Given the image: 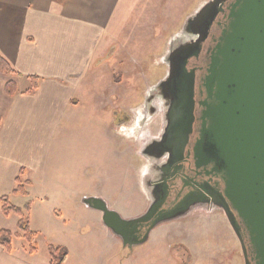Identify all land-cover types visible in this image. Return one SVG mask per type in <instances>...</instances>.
I'll list each match as a JSON object with an SVG mask.
<instances>
[{"label": "rangeland", "instance_id": "1", "mask_svg": "<svg viewBox=\"0 0 264 264\" xmlns=\"http://www.w3.org/2000/svg\"><path fill=\"white\" fill-rule=\"evenodd\" d=\"M208 1L122 0L105 35V43L98 50V60L84 76L74 99L80 107L78 118L71 124L66 123L57 136L60 154L54 169L59 175L57 180L65 181L64 174L72 166L81 175L84 172L88 174L86 167L91 164L96 166L91 183L95 194L99 195L107 189L110 191L119 182L117 188L122 193L112 196V204L107 203L110 209L126 219L138 217L146 211L147 196L138 172L141 161L135 155L139 150L137 142L130 141L129 151L126 152L124 144L121 145L116 138L119 130L116 127L112 129L110 120L113 119V111L122 110L133 116L130 110L140 102L141 93L164 77L161 58L168 51L169 43L176 36L183 35L186 18L198 12ZM104 45H107V50H104ZM105 179H110L112 184L107 189ZM79 186L83 191L81 195H93L89 192V181L83 176L79 179ZM62 193L63 190L45 194L48 199L43 201L38 199L40 195H33L30 223L32 229L37 230L39 254L46 257L52 238L61 234L56 232L60 223L55 219V212H60L64 219L70 221L71 228L78 227L82 235L87 234V237L75 240L76 243L73 239L68 242L67 247L74 244V250L68 247V264H87L88 259L103 251L110 253L106 259L97 258V263L103 260L106 264H181L182 261H187V264L245 263L241 244L221 211L203 210L200 214L161 225L151 233L147 242L129 249L113 245L109 238L102 235L89 236L94 212L81 204L79 214L76 211L73 214L71 206L65 205L68 194L63 197ZM104 194L108 195V191ZM21 197L11 198L10 201L14 206L23 207L31 200ZM99 198H103L102 195ZM18 220L17 216L5 217L0 211V229L17 232ZM65 231L70 235L67 229ZM71 236L75 239V234ZM20 246L26 247L25 242L15 239L14 247L17 249ZM177 248L187 251L189 258Z\"/></svg>", "mask_w": 264, "mask_h": 264}, {"label": "crops", "instance_id": "2", "mask_svg": "<svg viewBox=\"0 0 264 264\" xmlns=\"http://www.w3.org/2000/svg\"><path fill=\"white\" fill-rule=\"evenodd\" d=\"M121 2L122 0H0V55L17 73L24 77L40 78L37 91L26 94L30 87L27 79L0 74V198L10 196L14 200L18 197L12 196V192L21 171V178L31 183L28 188L30 196L21 197L23 200L31 199L33 202H30L34 203V194L40 195V201L47 200L45 194L63 190V197L65 193L68 194L65 205L71 206L73 214L76 211L77 215L84 198L102 195L110 204L115 193H122L117 188L118 181L112 190L107 189L108 185L112 186L110 177L105 179L107 190L99 195L94 190L92 192L91 183L95 177L92 171H96V166L91 164L86 167L88 174L84 172V175L74 166L70 167L64 174L66 180L63 182L57 180L59 175L54 172L60 159L57 136L66 123L71 124L78 118L77 110L80 107L74 99L84 76L98 60V50L105 43V35ZM103 47L104 50L108 49L107 45ZM8 80L16 81L20 91L13 98L4 93ZM111 122L112 120L110 124ZM116 138L121 145L124 144L123 136L117 133ZM81 176L89 181V192L93 195H81ZM106 191L108 195L104 194ZM88 209L94 212L88 235H102L109 238L113 245L121 246L119 238L104 226L102 214ZM63 216L62 213L55 212V219L60 223L56 232L61 234L60 237H53V242L49 245L65 247L70 252L69 248L74 250V244L67 247L70 239L75 241L87 237V234L82 235L78 227L71 228L70 221ZM32 230L37 233V230ZM71 234H75V239ZM109 253L110 251H103L93 255L86 263L106 264L104 260L97 263L96 259H106ZM68 258L65 264H68ZM49 263V256L41 255L39 251L29 255L20 246L17 249L14 247L9 253L0 246V264Z\"/></svg>", "mask_w": 264, "mask_h": 264}, {"label": "water", "instance_id": "3", "mask_svg": "<svg viewBox=\"0 0 264 264\" xmlns=\"http://www.w3.org/2000/svg\"><path fill=\"white\" fill-rule=\"evenodd\" d=\"M212 3L200 14L199 19L204 22L201 34H206L217 14L224 12ZM224 18L215 45L208 50L205 73L199 78L202 99L198 104L200 125L194 153L199 167H213L212 172L223 183L224 201L219 211L225 214L241 244L245 264H264V0H235ZM194 35L188 31L186 37ZM208 35L209 32L205 36ZM191 43L186 44L189 47L183 55L185 64L201 52L200 45ZM180 74L181 71L175 79L171 141L177 138L180 124L185 123L187 128L184 112L189 106L188 129L193 123L195 72L191 76L186 72ZM187 141L184 137V144ZM164 183L169 185L166 179ZM82 202L100 212L104 226L126 242L123 246L129 249L147 242L148 235L162 223L178 219L177 215L166 214L149 227L143 224L160 208L152 209L148 215L126 219L110 209L102 198L89 197ZM129 227L133 228L131 233ZM143 228L146 232L140 233ZM129 233L133 240L128 244ZM137 236L142 238L140 243Z\"/></svg>", "mask_w": 264, "mask_h": 264}, {"label": "flooded vegetation", "instance_id": "4", "mask_svg": "<svg viewBox=\"0 0 264 264\" xmlns=\"http://www.w3.org/2000/svg\"><path fill=\"white\" fill-rule=\"evenodd\" d=\"M234 1L209 0L200 7L198 12L187 17L183 23H186L183 27V35L176 36L169 43L168 51L161 58V66L164 69V77H161L163 80L160 78V81L155 85L145 88L147 90L145 93H141L140 102L135 106L133 105L134 107L130 110L133 116L124 113L122 110L113 111L111 125L118 128L119 135L123 136L125 151H129L130 141H136L137 150L139 149L138 153L135 154L141 161L138 172L141 175L142 185H146L145 188L147 187L148 190V195H146L147 209L140 216L148 215L149 211L154 208H160L157 214L143 225L150 227L152 222L166 214L177 215L178 219L162 223L163 226L186 218L191 214H193L192 216L200 214L203 210L214 209L219 211L220 205H223V183L212 172L213 167H199L200 161L196 158L194 146L199 136L200 123L197 113L199 112L198 104L202 99L199 95V78L205 73V67L209 62L208 50L215 45L214 41L217 40L220 30L224 26L227 8ZM211 2H214L212 4L217 5L218 9H223L224 12L217 14L214 23L208 28L209 35L206 37L208 32L206 34L200 33L204 22L199 18L202 16L200 15L202 10ZM190 22L192 23L191 26ZM188 31L196 35L188 38L186 37ZM190 41L192 42L191 45H200L201 52L198 57L186 58L188 62L185 64L183 55L189 47L186 44ZM158 64L160 65V63ZM180 71L181 74L186 72L189 76L195 72L196 87L192 103L193 123L188 129L190 122L187 121H190L189 110H191V106H189L184 112L187 128L185 123L180 124L181 130H179L177 138L171 141L170 126L173 119L172 103L175 96V79L178 78ZM188 81L189 77L185 82ZM185 101L187 100L185 99ZM184 137L188 139L186 144H184ZM171 144L172 147H170ZM164 179L168 181V186L165 185ZM183 211H185L184 214ZM146 228L139 230V232H146ZM129 229L130 232L133 228L129 227ZM130 233L126 238L128 244L133 240ZM151 233L145 241L149 240ZM137 237L140 238L138 240L140 243L142 238ZM121 243L124 245L126 242L122 240ZM177 250L187 259L189 258L187 251L182 248H177ZM187 263V261L181 262V264Z\"/></svg>", "mask_w": 264, "mask_h": 264}, {"label": "trees", "instance_id": "5", "mask_svg": "<svg viewBox=\"0 0 264 264\" xmlns=\"http://www.w3.org/2000/svg\"><path fill=\"white\" fill-rule=\"evenodd\" d=\"M0 74L11 78H25L30 82V87L25 92L26 94L35 93L40 82L39 77H24L17 73L7 60L0 55ZM6 96L13 98L20 94L18 84L14 80H8L4 87ZM23 171L16 179V187L12 192V196L29 197L28 188L31 186L29 181L23 180ZM32 210V203L28 201L23 207L14 206L10 201V196L0 198V211L5 217L15 215L18 217V232L14 233L9 230L0 231V246L7 252L11 253L14 248V240L21 239L25 242V251L29 255H33L38 251L36 238L38 234L31 228L30 213ZM68 250L65 247L54 245L48 246L49 264H65L68 258Z\"/></svg>", "mask_w": 264, "mask_h": 264}]
</instances>
